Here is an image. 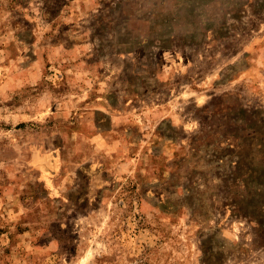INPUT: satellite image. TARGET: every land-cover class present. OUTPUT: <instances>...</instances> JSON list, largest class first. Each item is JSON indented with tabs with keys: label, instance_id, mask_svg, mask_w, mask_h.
Segmentation results:
<instances>
[{
	"label": "rangeland",
	"instance_id": "rangeland-1",
	"mask_svg": "<svg viewBox=\"0 0 264 264\" xmlns=\"http://www.w3.org/2000/svg\"><path fill=\"white\" fill-rule=\"evenodd\" d=\"M0 264H264V0H0Z\"/></svg>",
	"mask_w": 264,
	"mask_h": 264
}]
</instances>
